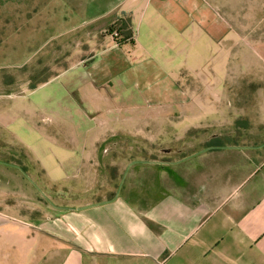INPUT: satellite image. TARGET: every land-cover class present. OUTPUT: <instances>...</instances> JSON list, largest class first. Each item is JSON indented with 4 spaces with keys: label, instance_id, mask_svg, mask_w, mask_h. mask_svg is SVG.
Segmentation results:
<instances>
[{
    "label": "crops",
    "instance_id": "crops-1",
    "mask_svg": "<svg viewBox=\"0 0 264 264\" xmlns=\"http://www.w3.org/2000/svg\"><path fill=\"white\" fill-rule=\"evenodd\" d=\"M87 6L108 23L130 13L134 43L118 45L111 37L112 43L136 56L138 49L150 62L177 53L179 37L201 22L195 0H91ZM145 18L148 24L162 18L171 27L153 31L162 44H139L134 22ZM225 61L215 55L191 70L151 67L165 81L154 91L160 101L145 105L159 117L143 119L139 133L118 124L119 132L88 140L71 157L75 182L96 171L109 175L107 167L116 165L118 180L108 197L75 199L69 189L52 211L37 200L32 208L18 205L23 211L14 215L7 184L0 182V264H264V107L233 109L225 96L230 88L216 91L222 95L216 98L211 85L195 84L191 92L179 80L185 71L196 83L213 74L210 63ZM106 140L112 150L98 148ZM140 141L159 143L161 159L138 156L130 143Z\"/></svg>",
    "mask_w": 264,
    "mask_h": 264
},
{
    "label": "rangeland",
    "instance_id": "rangeland-1",
    "mask_svg": "<svg viewBox=\"0 0 264 264\" xmlns=\"http://www.w3.org/2000/svg\"><path fill=\"white\" fill-rule=\"evenodd\" d=\"M90 1L0 0V182L7 184L11 214L37 200L44 212L52 211L69 189L75 199L110 195L118 180L116 165L107 167L109 175L96 171L75 182L70 160L88 140L119 132L118 124L139 133L143 119L160 113L145 105L160 101L154 91L165 81L151 67L191 70L208 57L224 55L225 63L207 67L213 74L206 72L194 83L184 71L180 82L191 92L195 84L211 85L216 98L222 87L230 88L233 93L225 96L233 109L264 107V0H195L200 25L192 23L174 46L177 53L163 52L156 62L138 49L137 57L128 46L114 45L106 32L109 18L87 6ZM162 20H135L140 45L163 43L156 33L170 26ZM133 104L138 108L129 110ZM130 144L138 156L160 160L163 154L159 143ZM97 145L114 148L111 140Z\"/></svg>",
    "mask_w": 264,
    "mask_h": 264
},
{
    "label": "trees",
    "instance_id": "trees-1",
    "mask_svg": "<svg viewBox=\"0 0 264 264\" xmlns=\"http://www.w3.org/2000/svg\"><path fill=\"white\" fill-rule=\"evenodd\" d=\"M106 32L118 45H122L123 43L133 44V28L130 13H121L115 21L109 24Z\"/></svg>",
    "mask_w": 264,
    "mask_h": 264
}]
</instances>
